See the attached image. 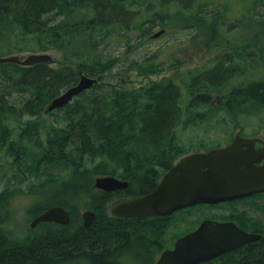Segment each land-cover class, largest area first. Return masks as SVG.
Instances as JSON below:
<instances>
[{"label": "trees", "instance_id": "1", "mask_svg": "<svg viewBox=\"0 0 264 264\" xmlns=\"http://www.w3.org/2000/svg\"><path fill=\"white\" fill-rule=\"evenodd\" d=\"M230 21L227 6L218 0H0V57L53 49L64 56L57 68L0 63V264H141L147 259L144 236H154L159 223L112 216L111 197L97 191L94 180L113 176L128 182L134 196L146 193L156 185L159 166L183 153L169 141L170 131L199 127L219 113L234 120L264 109V18L246 9L242 19ZM156 24L166 34L191 32L193 47L208 53L220 52L235 29L232 54L220 52L211 66L186 71L184 85L173 77L152 80L166 69L177 70L185 52L168 51L163 62L158 60L162 50L128 61L127 54L149 40ZM112 37L124 42L125 58L99 51ZM239 37L249 38L240 48ZM119 68L134 70L147 82L108 83L106 75ZM79 72L102 79L45 115L49 102L78 82ZM14 94L23 100L13 102ZM13 122L19 125L14 137ZM12 174L19 178L13 188ZM17 198L27 199L28 219L60 206L71 222L41 223L37 231L17 234ZM81 208L96 214L89 227L82 224ZM256 257L252 264H264V248Z\"/></svg>", "mask_w": 264, "mask_h": 264}, {"label": "water", "instance_id": "2", "mask_svg": "<svg viewBox=\"0 0 264 264\" xmlns=\"http://www.w3.org/2000/svg\"><path fill=\"white\" fill-rule=\"evenodd\" d=\"M165 32V29H159L151 38L158 39ZM52 62V56L47 53H30L24 57L18 54L0 57L1 64L13 63L21 67L42 63L49 65ZM78 76L75 85L49 102L44 110L45 115L68 106L75 97L91 89L102 79L90 77L82 72H79ZM243 157L244 153L240 150L237 140L226 148L185 156L163 176L151 192L115 205L111 215L123 219L167 216L194 204L217 203L264 191V169L255 170L252 161ZM241 182L248 184L242 185ZM127 186L128 182L113 176L97 177L94 180V188L107 193L125 189ZM241 189H244V192H241ZM81 219L83 226L89 227L96 219V214L91 210H85L81 214ZM70 222L69 211L60 206H53L34 217L29 227L35 228L41 223L65 226ZM234 235L228 225L205 222L193 233L179 239L175 248L165 251L156 264L204 262L240 246L243 241Z\"/></svg>", "mask_w": 264, "mask_h": 264}, {"label": "flooded vegetation", "instance_id": "3", "mask_svg": "<svg viewBox=\"0 0 264 264\" xmlns=\"http://www.w3.org/2000/svg\"><path fill=\"white\" fill-rule=\"evenodd\" d=\"M186 132L188 131L169 132L174 135L169 141L180 148L183 153L174 159L171 164L164 167L159 166V178L155 187L163 176L175 167L183 157L194 153H206L213 149L226 148L235 140H237L240 150L244 153L243 158L250 159L255 170L264 169V130H231L227 132L228 134L225 135L224 139L208 146L204 145V138L198 137L197 146L194 147H192V140L182 138V135ZM186 142L188 145H185ZM241 183L242 185L248 184V182ZM154 188L136 196L132 194L128 186L125 189L110 192L108 194L111 200L108 203L107 210L111 214V210L115 205L145 195ZM241 192H244V189H241ZM146 219L159 223V225L155 228L158 231L154 236L148 238L144 236V239L146 238L149 242L147 244L149 249L145 256L147 259L141 264H156L165 251L173 250L179 239L193 233L205 222L230 226L235 238L238 237V240L240 239L243 242L231 251L198 264H252V262L258 260V257H256L257 252L262 251L264 248V191L217 203L194 204L181 208L167 216L131 218L129 220L143 221ZM134 263L138 264L136 261Z\"/></svg>", "mask_w": 264, "mask_h": 264}, {"label": "rangeland", "instance_id": "4", "mask_svg": "<svg viewBox=\"0 0 264 264\" xmlns=\"http://www.w3.org/2000/svg\"><path fill=\"white\" fill-rule=\"evenodd\" d=\"M137 1V0H133ZM141 1V0H140ZM156 1V0H151ZM220 3H223L227 6V15L229 16V19H232L230 23H235V19L239 20L242 19V15L245 13L246 9L251 10V15H257L261 16V18H264V0H259L258 4H254V0H218ZM136 5V4H135ZM221 8V6H218ZM210 9V6L207 7ZM131 11H138L137 6H133L129 8ZM236 25V24H233ZM131 26V25H130ZM162 27L160 24H156L149 35V40H146L141 45H139L138 49H134L132 53L127 54V60H142L143 58L157 52L158 50H162L159 54L160 56L158 58L159 62H163L165 59V56L163 54L167 53L168 51L174 50V51H183L184 53L179 55V61L181 62V66L175 70V69H166L165 71L161 72L159 75H154L151 77L152 80H159L161 78H176L182 85L184 83L182 80H186L185 78V72L188 70L195 69L197 67H204V66H211L213 63V59L220 53H230L232 54L231 47L234 44L232 33H237L235 29H232V31L229 30L227 36L230 42H227L226 45L223 46L222 49L219 51H215L212 53H208L205 48L193 47L194 40H191V32L189 31H183V32H172L167 31V34L165 33L163 36L159 37L158 39H152L151 35L155 33L157 30L161 29ZM242 31V30H241ZM244 32V30H243ZM249 39V38H246ZM245 38L239 37L236 46L239 48L243 46L242 41L246 40ZM124 48V42L120 38H110L105 39L99 46V51L103 54V56H112L115 57L117 55H120V57L125 58L126 56H122V51ZM31 52H23L18 55L24 57ZM42 53V52H38ZM44 53H47L52 56L53 62L49 64L51 68H57L59 63L64 61L63 52L59 50H49ZM4 56V55H2ZM162 58V59H161ZM240 63V61H237ZM125 63V60H122L120 64ZM167 63V62H166ZM254 65V64H253ZM122 67V66H121ZM125 69V68H124ZM85 74V73H84ZM79 79V76H78ZM105 80L108 83L115 84V85H127L131 87H136L140 84L146 83L147 80L144 79V77L137 74L136 71L130 70L124 72V70L115 69L110 75H106ZM73 86V85H72ZM67 88L62 89L60 93H63ZM11 100L13 102H21L23 100V97L14 94L11 97ZM212 105L214 106V102H212ZM43 117L46 119L47 116L43 115ZM29 119L28 116L24 118ZM33 119V117H32ZM11 127L13 129V137L16 136L19 125L17 122H13L11 124ZM238 129H245V130H264V109L251 114V115H241L235 118L234 120L226 114L219 113L218 116L211 120L209 123H203L199 127L188 129L186 133L182 135V138L185 140H192V147L197 146V140L198 137L201 139L204 138V145H209L211 143L215 144L216 142L222 140L225 138V135L228 134L227 132L231 130H238ZM185 145H188L187 142ZM14 176H17V174L10 175L12 179V188L13 183H16V181L19 179L13 178ZM33 181L31 179L30 181L25 182V185L28 182ZM1 188H4V185H2ZM27 205V199L26 198H17L13 203V208L17 213L18 218V228L17 234H26L27 232H33L38 228V225L35 228H30L29 224L32 220L31 218L28 219L25 215V208ZM109 205V204H108ZM107 205V206H108ZM86 208H81L79 210V215L82 214L83 211H85ZM39 230V229H37ZM36 230V231H37ZM135 264V263H134Z\"/></svg>", "mask_w": 264, "mask_h": 264}, {"label": "bare ground", "instance_id": "5", "mask_svg": "<svg viewBox=\"0 0 264 264\" xmlns=\"http://www.w3.org/2000/svg\"><path fill=\"white\" fill-rule=\"evenodd\" d=\"M205 15V14H204ZM158 31V30H157Z\"/></svg>", "mask_w": 264, "mask_h": 264}]
</instances>
